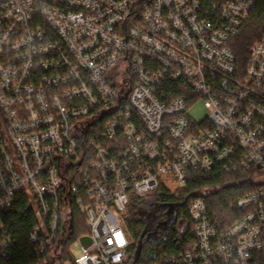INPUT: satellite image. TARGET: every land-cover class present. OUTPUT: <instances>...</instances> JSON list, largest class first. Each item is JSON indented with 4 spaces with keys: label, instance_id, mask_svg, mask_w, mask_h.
Instances as JSON below:
<instances>
[{
    "label": "built area",
    "instance_id": "1",
    "mask_svg": "<svg viewBox=\"0 0 264 264\" xmlns=\"http://www.w3.org/2000/svg\"><path fill=\"white\" fill-rule=\"evenodd\" d=\"M0 0V209L27 192L40 264H135L131 194L187 191L215 163L253 186L221 223L204 189L187 247L153 264H264V35L232 39L256 0ZM204 100L196 120L191 105ZM88 233L69 239L72 209Z\"/></svg>",
    "mask_w": 264,
    "mask_h": 264
},
{
    "label": "trees",
    "instance_id": "2",
    "mask_svg": "<svg viewBox=\"0 0 264 264\" xmlns=\"http://www.w3.org/2000/svg\"><path fill=\"white\" fill-rule=\"evenodd\" d=\"M210 5V0H207ZM212 6V4H211ZM264 35V0H256L251 17L232 39V47L238 61L244 67L249 56L250 46ZM245 175L229 174L223 165L215 163L207 173L195 172L188 181L187 191L174 194L160 186L143 196L131 194L127 211L123 214V224L129 237L130 258L135 264H153L165 253H177L187 247L189 232L179 237L176 232L164 234L155 242H144L145 225L140 212L147 205L166 201L184 202V217L191 225L188 212L190 201L204 189H209L208 202L214 217L226 225L234 222L240 211L237 199L253 188L245 184ZM83 219V220H82ZM37 222V217L30 195L21 192L11 207L0 209V264H40L43 258L37 253L30 233ZM89 231L86 217L77 209H72V231L69 239L74 240ZM70 242L64 247L65 258H72Z\"/></svg>",
    "mask_w": 264,
    "mask_h": 264
},
{
    "label": "flooded vegetation",
    "instance_id": "3",
    "mask_svg": "<svg viewBox=\"0 0 264 264\" xmlns=\"http://www.w3.org/2000/svg\"><path fill=\"white\" fill-rule=\"evenodd\" d=\"M184 202L164 201L162 203L145 206L140 212V218L145 225L144 242H155L164 234L176 232L179 237L189 231V225L184 217ZM143 231V232H144ZM149 232H155V240H147Z\"/></svg>",
    "mask_w": 264,
    "mask_h": 264
},
{
    "label": "rangeland",
    "instance_id": "4",
    "mask_svg": "<svg viewBox=\"0 0 264 264\" xmlns=\"http://www.w3.org/2000/svg\"><path fill=\"white\" fill-rule=\"evenodd\" d=\"M189 113L195 117L196 120L200 121L208 115V110L205 107L204 100H198L193 103L189 109ZM83 220V219H82ZM88 233V232H87ZM85 233L84 235H86ZM83 236V235H82ZM80 238V237H79ZM81 254L80 246H71L72 258H67L63 264H75L73 258L79 257Z\"/></svg>",
    "mask_w": 264,
    "mask_h": 264
},
{
    "label": "water",
    "instance_id": "5",
    "mask_svg": "<svg viewBox=\"0 0 264 264\" xmlns=\"http://www.w3.org/2000/svg\"><path fill=\"white\" fill-rule=\"evenodd\" d=\"M145 233V231L143 232V234ZM155 236H156V233L155 232H149L146 236V239L147 240H155Z\"/></svg>",
    "mask_w": 264,
    "mask_h": 264
}]
</instances>
